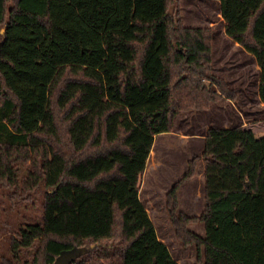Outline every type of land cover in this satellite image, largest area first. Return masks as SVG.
Returning <instances> with one entry per match:
<instances>
[{"label": "trees", "instance_id": "16d2710c", "mask_svg": "<svg viewBox=\"0 0 264 264\" xmlns=\"http://www.w3.org/2000/svg\"><path fill=\"white\" fill-rule=\"evenodd\" d=\"M180 1L123 0L128 15L104 29L103 60L60 64L28 130L25 96L6 70L21 71L7 55L8 34L27 26L52 37L56 22L51 0H0V191L6 215L37 209L16 225L0 264H51L83 247L70 264H178L139 198L154 136L172 131L179 111L237 97L213 72L212 28L186 25ZM218 1L225 34L260 68L264 103V0ZM201 161L203 207L188 215L178 190ZM164 208L197 264H264V134L255 136L250 123L208 127L200 153L165 191Z\"/></svg>", "mask_w": 264, "mask_h": 264}, {"label": "rangeland", "instance_id": "374dc122", "mask_svg": "<svg viewBox=\"0 0 264 264\" xmlns=\"http://www.w3.org/2000/svg\"><path fill=\"white\" fill-rule=\"evenodd\" d=\"M180 6L186 25H213L215 43L213 42L212 60L216 65L215 48L218 58L222 53V47H225V44H222L224 31L219 14V1L181 0ZM51 11L56 22L52 37L47 35L45 28L27 26L14 27L8 34L10 51L7 55L21 71L14 73L8 68L6 70L11 85L25 96L24 120L28 130L39 122L46 103L48 81L53 71L66 62L97 66L105 56L101 31L109 25H123L125 21L120 20H124L128 15L123 0H51ZM229 54L241 62H247V59L237 51H230ZM248 73L247 81L253 80L252 74ZM243 88L244 90L240 92L241 100L233 104L222 100L211 110L180 111L175 118L173 133H160L154 139L153 150L141 176L139 197L144 207L148 209L147 214L157 235L164 240L178 264H197L196 252L193 245L183 246L174 237L163 211V195L169 184L184 171L185 158L194 153L192 150H196L198 144L194 140L187 141L188 150L184 146L185 142H181L176 133L184 131L199 133L205 128L206 123L214 125L226 123L232 126L251 122L250 127L254 129L259 120L262 135L264 106L258 103L253 85L247 84ZM201 168L202 166H199V171ZM198 179L201 180L200 175L185 182L179 189V207L188 214H197L203 205L199 194L196 198L191 196L193 192L201 191V187L195 184ZM7 202L5 192L0 191V256L9 254L8 238L10 234H14L16 225L32 220L37 215L35 206L20 208L19 211L14 210L12 214L6 215L11 213L4 209L7 208ZM190 206L199 207L188 211L186 208ZM189 227L197 233L203 232L201 222H192Z\"/></svg>", "mask_w": 264, "mask_h": 264}, {"label": "crops", "instance_id": "0c3cea01", "mask_svg": "<svg viewBox=\"0 0 264 264\" xmlns=\"http://www.w3.org/2000/svg\"><path fill=\"white\" fill-rule=\"evenodd\" d=\"M182 12V11H181ZM183 19H184V17H183ZM223 21V20H222ZM185 23V22H184ZM200 26H210L211 28H212V45H211V51H212V57H213V42L215 43V38H214V41H213V36H215V30H214V28H213V25L212 24H208V25H200ZM104 31V29L101 31V32H103ZM223 31H224V21H223ZM222 44H225L224 46V48L222 47V53L219 55V57L218 58H216V48H215V64L216 65H214V63H213V60H212V57H211V62H212V69H213V72L214 73H216V74H218V75H220V76H222V77H224L226 80H227V82L229 83V85L231 86V87H234L235 89H236V91H237V97L234 99V100H231V99H228V98H223V99H221V100H219V101H217V102H213L212 104H211V106H210V110L212 109V107L215 105V104H217V103H219L220 101H222V100H226V101H228V102H230V103H235V102H238V101H240L241 100V94H240V92L241 91H243L244 90V88L243 87H245L247 84L250 86V85H253L254 86V88H255V90H256V96H257V100H258V103L259 104H261L262 106H264V103L263 102H261L260 101V99H259V97H258V93H257V88H258V77H259V70H260V68H259V66L257 65V63H256V61H255V59H254V57H253V55L252 54H250L249 52H247L245 49H243L237 42H235L234 40H232L230 37H228L226 34H225V32H224V37H222ZM233 52V51H237L239 54H241L242 56H244L246 59H247V62H241V60H238V58L237 57H230V54H229V52ZM225 54V55H224ZM218 61V62H217ZM248 72H250V74H252V77H253V80L251 79V80H248L247 81V76H249V73ZM249 81H251V82H249ZM253 81V82H252ZM253 83V84H252ZM246 89H248V87H246ZM209 109H207V110H209ZM187 111H191V110H187ZM195 111H204V110H195ZM180 112V111H179ZM178 112V113H179ZM177 113V114H178ZM177 114H176V116H177ZM176 116L174 117V123H175V118H176ZM187 118V117H186ZM185 118V119H186ZM257 121V120H256ZM261 121V120H260ZM262 121H264V119H262ZM247 122H242V123H237V124H241V125H243V124H246ZM248 123H250V125L252 124L251 122H248ZM256 126H255V128L253 129V131H254V134H255V136H260V134H261V123L259 122V120H258V122L255 124ZM175 126V125H174ZM173 126V127H174ZM211 126H219V127H229L226 123H223V124H221V125H214V124H209V123H206L205 124V128L201 131V132H199V133H189V132H186V131H184V132H179V133H176L177 134V136H178V138L180 139V141L181 142H185V147H187V149H188V145H187V141H189V140H194V141H196L197 142V144H198V147H197V149L196 150H192V152H194L192 155H190V156H188V157H186L185 158V160H184V162L183 163H185V168H186V160L189 158V157H191V156H193V155H195V154H198V153H200V151H201V149H202V143H203V138H204V134H205V132H206V129L208 128V127H211ZM174 129V128H173ZM173 131V130H172ZM172 131H170V132H166V133H164V134H172L173 132ZM264 134V133H263ZM262 134V135H263ZM157 136H158V134H157ZM156 138V135L154 136V139ZM154 139H153V143H154ZM183 144V143H182ZM152 150H153V145H152V147H151V150H150V153L152 152ZM189 150V149H188ZM150 153H149V156H150ZM186 155V154H185ZM149 156H148V158H149ZM148 158H147V160H148ZM146 163H147V161H146ZM199 166L201 167L202 166V168H201V170L199 171ZM145 169H146V166H145ZM144 169V170H145ZM185 170V169H184ZM144 172V171H143ZM184 172V171H183ZM182 172V173H183ZM181 173V174H182ZM180 174V175H181ZM143 175V174H142ZM179 175V176H180ZM198 175H200V178H201V180L200 179H198L197 180V182L195 183L196 185H198V186H200L201 187V191L200 192H197V193H194L193 192V194L191 195L192 197L194 196V198H196L197 196H198V194L201 196V198H202V175H203V162L201 161V162H199V164H198V166H197V172H196V175L193 177V178H195L196 176H198ZM178 176V177H179ZM177 177V178H178ZM176 178V179H177ZM193 178H191V179H193ZM176 179H174L170 184H169V186L176 180ZM191 179H189V180H191ZM188 180V181H189ZM187 182V181H186ZM185 183V182H184ZM183 183V184H184ZM182 184V185H183ZM181 185V186H182ZM195 185V186H196ZM168 186V187H169ZM180 186V187H181ZM168 187L166 188V190L168 189ZM180 187H179V189H180ZM165 190V191H166ZM139 191H140V186H139ZM165 191H164V195H165ZM164 195H163V207H164ZM187 195H188V193H187ZM189 196V195H188ZM140 198V197H139ZM178 200H179V190H178ZM202 201H203V199H202ZM179 204H180V201H179ZM199 206H200V202H199ZM199 206H197V207H195V206H190L189 208H186L188 211L189 210H191L192 208H198ZM202 207H203V205H202ZM202 207H201V209H202ZM145 209L148 211V209L145 207ZM179 209H180V207H179ZM201 209H200V211H201ZM180 210H182V209H180ZM163 211L165 212V215H166V211H165V208H163ZM182 211H184V210H182ZM199 211V212H200ZM185 213H187L186 211H184ZM199 212L197 213V214H199ZM188 214V213H187ZM197 214H188V215H197ZM150 218V217H149ZM166 218H167V216H166ZM167 221H168V219H167ZM169 223V222H168ZM189 226V225H188ZM190 228V227H189ZM191 229V228H190ZM192 230V229H191ZM155 231H156V229H155ZM173 232V231H172ZM156 234H157V232H156ZM202 234V233H201ZM158 236V235H157ZM158 238L160 239V237L158 236ZM162 242H164V240L161 238L160 239ZM165 243V242H164ZM166 244V243H165ZM79 252H81L82 250H78Z\"/></svg>", "mask_w": 264, "mask_h": 264}, {"label": "water", "instance_id": "95a60500", "mask_svg": "<svg viewBox=\"0 0 264 264\" xmlns=\"http://www.w3.org/2000/svg\"><path fill=\"white\" fill-rule=\"evenodd\" d=\"M79 253L77 248L61 252L51 264H70L71 260Z\"/></svg>", "mask_w": 264, "mask_h": 264}]
</instances>
